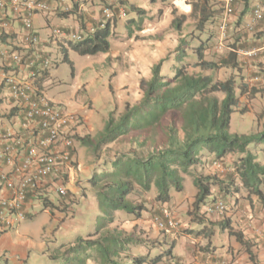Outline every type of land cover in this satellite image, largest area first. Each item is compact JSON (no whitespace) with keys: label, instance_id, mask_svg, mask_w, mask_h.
I'll return each instance as SVG.
<instances>
[{"label":"trees","instance_id":"trees-1","mask_svg":"<svg viewBox=\"0 0 264 264\" xmlns=\"http://www.w3.org/2000/svg\"><path fill=\"white\" fill-rule=\"evenodd\" d=\"M213 1L214 3H211V0H191L192 10L189 15L178 14V9L174 6L171 24L180 30L189 16L195 17L196 29L200 30L196 37L200 43L193 46V52L198 59L195 65L203 70L214 71L224 67L235 71L219 80L210 74L190 73L185 67H175V73L170 75L163 73V64L167 58H160L152 64L150 77L140 79L142 96L137 101L133 103L126 101L119 113L116 109L110 111L104 129L98 135L78 137L91 149L96 162L100 160L103 162L88 179L98 200L101 214L97 216L92 230L59 245V248L50 255V259L56 264H88L89 261H94L95 264H158L169 258L170 264L178 262L174 255L175 241L165 246L163 243L152 244L133 231L114 224L117 215L121 213L134 214L136 219L143 216L146 207L134 203L133 194L155 189L156 200L161 204L169 203L173 198L171 193L173 189L178 192L184 189L183 173L189 172L196 164L203 165L206 162V159H203L204 155L213 156L220 161L228 155L237 157L230 165L232 171L225 175L213 172L198 173L194 176L193 183L197 188V194L190 225L197 224L201 227L190 228L191 233L195 235L204 233L207 222L212 220L214 222L212 218L218 217L208 213V207L220 198L214 195V187L224 200L244 192L250 204L253 205L256 198L264 207V163L250 151L252 145H264V130L259 133L243 134L232 132L230 129L232 114L239 105L240 95L237 89L240 94L248 92L253 95L257 93L264 95V87L251 86L249 82H244L243 77L241 83H238L237 78L242 66L235 49L251 45L246 41L239 42L240 38L235 39L226 53H214L216 58L206 56V52L212 46L211 40L215 37L214 31H208V27L215 26V29L219 30L224 11L221 0ZM233 6L232 14H236L237 0H234ZM130 10L128 13V16H131L130 24L141 30L146 10L134 4H131ZM78 11V5L75 4L71 9L61 11L59 14L66 17L77 14ZM131 12H134L135 16H132ZM10 14H6L5 19H0V23L1 21L8 23ZM244 16L245 12L239 18ZM79 17H82L81 13ZM113 24H116L114 18L105 22L103 27L100 24L96 25L93 32L80 33L82 38L70 42L69 47L64 49V60L71 64L73 73L74 65L68 55L69 49L82 55L110 52ZM230 31L229 28L226 29L228 35L231 34ZM3 33L5 32L0 33L1 43L6 41ZM129 34H133L132 29H129ZM205 34L207 37L204 39ZM190 44V40L186 38L179 43L176 57L179 62L188 57ZM258 44L260 43H256ZM26 54L30 59L33 50ZM257 57L259 56L255 58ZM10 61L9 59L7 65L9 69L20 71L16 65H11ZM258 68L263 72L264 69ZM48 70L43 71L36 79V86L42 92L45 89L43 82L50 77ZM3 84L8 88L5 82ZM14 102L18 107L15 99ZM147 142L148 149L139 151L138 149L147 146ZM116 143L122 144L123 147L113 155L105 154L102 157L103 150ZM125 144L129 145L127 149L124 148ZM70 192L68 191L62 198L65 200L69 198ZM43 204L49 206L52 201L45 198ZM155 214L161 215L164 212L159 210ZM219 225L222 232L226 230L229 235L234 236L253 256L251 245L245 240L243 231L234 228L229 219ZM213 234L212 229L208 235ZM135 245L142 246L139 252L146 249L148 252L143 254L134 251ZM152 247L157 251L154 255L150 253Z\"/></svg>","mask_w":264,"mask_h":264},{"label":"rangeland","instance_id":"rangeland-1","mask_svg":"<svg viewBox=\"0 0 264 264\" xmlns=\"http://www.w3.org/2000/svg\"><path fill=\"white\" fill-rule=\"evenodd\" d=\"M100 1L104 3V7H110L113 18L116 20V24H113L110 52L98 53L96 55H82L77 51L69 49L68 55L74 65L73 73L71 64L64 60V50L57 46L59 58L58 56H55V58L52 56L53 62L50 67L53 77L47 79L44 86L47 94L49 92L55 95L56 99H60L61 102L56 103L62 104L65 107L83 106L89 109L94 107L93 109L101 115L106 110V124L111 107L119 113L123 110L126 101L133 103L142 96L139 87L140 79L143 77L148 79L150 77L152 64L160 58H167L163 64V73L170 75L175 73V67H185L190 73L210 74L219 80L228 77L232 71H235L234 69L224 67L214 71L203 70L200 66L195 65L198 59L196 53L193 52V46L200 43V41L196 40L200 32V30L196 29V18L189 16L180 30H177L171 24L173 19L172 8L174 6L177 7L178 14L184 13L189 15V6L192 9L191 0H169L168 2H162L161 0H114L113 2L112 0H108L107 3L105 0ZM211 3H214V1L212 2L211 0ZM114 4H117L116 8ZM131 4L146 10V18L141 30L129 22L131 16H128V13L131 11ZM101 6H97V18H92L95 23H98L102 19ZM131 15L135 16L134 12H131ZM225 17L223 13L222 20ZM226 18L227 29L231 30V34L228 35L226 32L225 37L221 35L220 29L216 30L215 26L208 27L207 25L208 31H214L215 34V37L211 40L212 46L206 52L208 58L215 57L214 53H226L229 50V45L233 43L237 35H246L242 31L244 29L248 30V22L242 25V22H239L237 12L236 14L227 15ZM129 29L133 30V34H129ZM180 35H184L191 43L188 46V57L182 62L176 59L179 49L177 40ZM205 37H207V34L203 36L204 39ZM243 69L241 67V70ZM239 72L241 74L238 75L237 80L238 83H241L242 77L243 79L245 77L242 75V71L239 70ZM243 72L247 74L250 72V69H244ZM254 73L256 72H250L249 74L254 78L258 75ZM262 79L261 74L259 80H253V84H251V81L247 77L245 81L250 82L251 86L255 85L257 88H261L264 87V80ZM237 93L240 95L239 105L231 117V131L243 134L263 131L264 95L261 93L253 95L248 92L240 94L238 89ZM68 100L71 102L66 105ZM81 118L83 123V116ZM77 135L79 136V134ZM78 136L75 139L76 144ZM79 144L81 145V142ZM81 146L85 149L87 148V153L84 154L82 147H78V157L75 155L74 167L69 171L68 177H66V186L71 191L70 197L65 200L61 196L54 195L51 205L37 208L39 211L36 216L33 218L29 217L24 224L25 230L22 235L24 237H21L23 239L30 238L31 246L30 248H26L29 251H27L25 256L20 257V251L13 254L8 249L2 255L6 257L7 261H13L12 264H56L50 259V255L59 248L60 244L74 240L79 234L85 235L94 228L97 216L101 214V210L88 179L97 167L102 166L103 162L101 160L100 162H96L91 149L84 145V143ZM122 147L123 145L120 143L112 144L103 150L102 157L105 154L113 155ZM127 147L129 145L125 144L124 148L127 149ZM262 147L263 145H252L250 146V151L262 159L264 157V148ZM146 149H148V142L145 148L138 150L142 151ZM236 157L237 155H228L220 161L216 160L213 156L204 155L203 159H206V162L203 165L196 164L190 168L189 172L183 173L184 189L180 192L173 189L171 191L173 198L169 203H159L156 200L155 189H152L150 192L133 194V202L143 204L146 207L143 216L136 219L134 214L121 213L117 215L114 225H118L128 231H133L136 235L152 244L163 243L165 246L175 241L178 247L179 245L187 249L195 247V249L201 251L200 247L206 246V240L202 241V235L195 236L189 230L197 194V188L193 183L194 176L198 173L213 172L225 175L232 171L230 165ZM213 193L221 197L216 187L213 188ZM243 193L239 195V201L236 204L233 197L225 198L227 205L225 214L213 217L214 222L213 220L212 222L210 221V226L211 223H218L213 229L214 235H216V232L220 231L219 223L229 219L233 223V227L243 231L249 239H254L251 235H256L255 237L257 238L262 236L263 239H260L259 242L261 248H264V208L256 198H254L256 207L251 208L249 199ZM250 209L253 211L250 212ZM159 210H162V212L167 210L169 212L177 223L173 229L165 231L157 227L154 217L159 215L155 214ZM250 213L252 216L249 218ZM159 216L163 217L164 214ZM248 223L252 225L250 226ZM184 237L190 241H186L183 239ZM232 239L233 243L237 244L238 241L234 237ZM187 244L191 246H187ZM245 248L246 246L243 244L242 249L245 250ZM141 249L142 246L140 245L133 246V250L138 253L144 254L148 252V249L139 252ZM156 252L153 247L150 248L151 255H154ZM254 257L252 256V258ZM184 263L182 262V264ZM88 264H95V262L89 261ZM158 264H167V260H163Z\"/></svg>","mask_w":264,"mask_h":264},{"label":"built area","instance_id":"built-area-1","mask_svg":"<svg viewBox=\"0 0 264 264\" xmlns=\"http://www.w3.org/2000/svg\"><path fill=\"white\" fill-rule=\"evenodd\" d=\"M221 1L224 15H231L234 12V0ZM0 8L4 11L2 19L11 13L24 26L25 42L33 47L30 59L23 51H13L9 55L11 65H16L19 70L29 69L28 74L24 76L20 71L12 70L3 79L18 107H15V120L9 127H4L0 119V162L10 166L7 171L0 168L1 235L26 218L29 205L43 203L45 198L52 201L54 195L62 197L67 194L66 177L75 164V139L82 118L64 105L50 100L36 86L37 77L50 69L53 62L52 58L34 48L40 39L33 24V16L50 12L48 1L0 0ZM102 15L101 27L113 18L109 7L103 8ZM262 16L261 10L256 9L253 20L258 21ZM226 17L219 26L223 37L227 29ZM0 25L6 27L8 23L1 21ZM52 32L56 37L67 35L72 41L82 38L80 33L68 35L61 27L54 28ZM235 50L245 60L253 59L264 53V42L252 48ZM6 54L5 50L0 49V55ZM253 80H259V76ZM226 210V202L221 197L208 207L210 215L221 216ZM154 221L160 230L165 231L177 224L167 210H164L163 217L155 216ZM173 264H182V261Z\"/></svg>","mask_w":264,"mask_h":264},{"label":"crops","instance_id":"crops-1","mask_svg":"<svg viewBox=\"0 0 264 264\" xmlns=\"http://www.w3.org/2000/svg\"><path fill=\"white\" fill-rule=\"evenodd\" d=\"M50 5V12L48 13H38L33 16V24L35 27V30L37 31L39 35V43L37 45H34V48H37L38 50L45 53L47 56L53 59L55 56L59 58V51H57L56 47L58 46L61 49H65L68 47L69 37L62 36V37H56L53 35V29L56 27H61L68 35L70 33H90L94 31V28L96 25L102 24L103 16L101 21H98V23H95L92 18H97V6L102 5L103 10V4L100 0H80L79 2H75L73 0H47ZM106 3L108 0H105ZM114 2V0H112ZM185 2V1H184ZM186 3V2H185ZM247 3V4H246ZM75 4L78 5V13L72 14L70 16L62 17L60 16V12L64 10L71 9ZM119 4V3H117ZM117 4H114V7L116 8ZM188 5V4H187ZM189 6V5H188ZM120 7V5H119ZM190 12H191V7ZM261 8L264 13V0H248L245 2V0H238L237 3V14L242 16V13L245 12L244 18H239L242 22V25H244L245 22L247 23V29L242 31L245 32L246 35H237L235 39H239V42L246 41L249 44H253L254 46L256 43H260L264 41V19L261 21L255 22V20L252 19L253 11L254 9ZM118 9V8H117ZM121 9V8H120ZM187 11V10H186ZM79 13H81L82 17H79ZM2 11L0 10V19H2ZM14 16V15H13ZM250 16V18H249ZM9 21L8 25L6 27H3L0 25V33L1 31H4L5 33L3 37L6 38V41L1 43L0 42V48L4 49L7 54L0 57V119L4 127H9L12 121L15 120V117H13L16 114L15 102L14 98L10 94L9 89L6 87L4 82V77L6 74L10 73L11 69H9L8 62H9V55L12 53V51L21 50L25 53L28 51L31 52L33 50L32 45H27L24 39L25 30L22 24L17 20L13 19L12 14L9 15ZM37 23H36V21ZM251 20V21H250ZM253 20V21H252ZM246 24V23H245ZM84 25V27H83ZM251 25V27H249ZM220 31V30H219ZM250 31V32H249ZM253 32V33H252ZM85 33V34H86ZM258 37V38H257ZM184 35H180L178 37V44L184 40ZM234 39V40H235ZM66 41V42H65ZM247 46L245 49L252 48L253 46ZM29 46L32 47V49L28 48ZM51 55V56H50ZM53 56V57H52ZM239 57V63L244 69H250V72H260L258 67L261 69L264 68V53L261 54L257 58H250V59H244L242 56ZM257 67V68H254ZM243 69V70H244ZM242 71V75H244V82L246 77L249 78V81H251V84H253V77L249 73H244ZM29 69L27 70H20V74L26 76L28 74ZM50 72V69L48 70ZM254 73V74H256ZM241 74V73H240ZM262 74V80H264V71L260 72L258 74L259 76ZM256 75V76H258ZM53 76L50 72V78ZM47 79V78H45ZM45 85L46 83L43 82ZM250 83V82H249ZM45 95L51 99L54 102H61L60 99H56L55 95H52L51 93L45 92ZM81 101V100H79ZM71 101H67L66 105L70 103ZM77 104V103H76ZM73 106V105H72ZM69 110L74 111L78 113L80 116H83V123L80 124L78 127V137H85L87 135H97V133H100L101 130L104 129L105 126V118H106V110L103 111V114L97 113L93 108L89 109L88 107H67ZM114 108L111 107L112 111ZM110 113V112H109ZM82 140L78 138L77 144L75 145V155L78 157V147H82L83 153H87V148L85 149L83 146H81L79 143ZM86 147V146H85ZM264 148V145L263 147ZM85 150V151H84ZM258 156V155H257ZM259 158V156H258ZM259 160L264 163V157L262 159L259 158ZM0 168L2 170H9L10 166L0 162ZM6 193V191H5ZM239 196L233 197L234 203L236 204L239 199ZM251 208L256 207V201H254V204H250ZM45 207L43 203L36 202L32 205H29L27 207V216L24 220L19 221L15 224V226L0 235V264H12L13 261H7L6 257L2 256L3 253L10 249L13 254H16L19 252V254L22 256H25L27 251L26 248H30L31 241L29 239H23L21 237L24 233V224L27 222L28 218L35 217L37 212V208ZM264 208V207H263ZM253 210L250 209V212ZM252 216V214H249V218ZM252 223V222H251ZM251 223H248V225H252ZM218 223H211L207 222V229L204 233H201L197 236H203V240H206V246L200 247L202 250L199 251L195 249V247L191 248H183L181 245L178 244L174 248V255L178 258L179 261H182L184 264H264V248H261L260 239H263L261 236L260 238L255 237L256 235H251L254 239H249V237L245 236V240L248 241L251 245V251L253 253L254 258L249 254L248 250L242 249L243 244L239 242L234 236L229 235V233H226V230L222 232L221 230L219 232H215L213 235H208V233L216 227ZM233 225V223H232ZM190 228H199L201 225H190ZM196 236V235H195ZM215 236V237H214ZM248 236V235H247ZM235 238L238 242L237 244L233 243V239ZM248 238V239H247ZM186 241H190L188 238L184 237ZM185 241V242H186ZM221 241V242H220ZM258 243H257V242ZM252 242V243H251ZM256 242V243H255ZM181 244V243H180ZM187 246H191L190 244H187ZM202 246V245H201ZM256 247V248H255ZM170 258L167 260V264H170ZM16 264V263H15Z\"/></svg>","mask_w":264,"mask_h":264},{"label":"clouds","instance_id":"clouds-1","mask_svg":"<svg viewBox=\"0 0 264 264\" xmlns=\"http://www.w3.org/2000/svg\"><path fill=\"white\" fill-rule=\"evenodd\" d=\"M74 1V0H73ZM110 8V7H109ZM257 9H260L261 10V12H262V15H264V13H263V10L261 9V8H257ZM255 10L256 9H254V12H255ZM254 12H253V18H254ZM103 16V15H102ZM262 18H263V16H262ZM262 18L260 19V20H258V21H261L262 20ZM253 21V20H252ZM255 22H257V21H255ZM80 33V32H79ZM70 42H74V41H72L71 39H69V42H68V47H69V43ZM239 56V55H238ZM259 76V75H258ZM44 92V91H43ZM45 94V93H44ZM51 100V99H50ZM82 123V122H81ZM78 136V135H77ZM77 136H76V138H77ZM225 201V200H224Z\"/></svg>","mask_w":264,"mask_h":264},{"label":"bare ground","instance_id":"bare-ground-1","mask_svg":"<svg viewBox=\"0 0 264 264\" xmlns=\"http://www.w3.org/2000/svg\"><path fill=\"white\" fill-rule=\"evenodd\" d=\"M184 5H185V3H184ZM188 6V5H187Z\"/></svg>","mask_w":264,"mask_h":264}]
</instances>
